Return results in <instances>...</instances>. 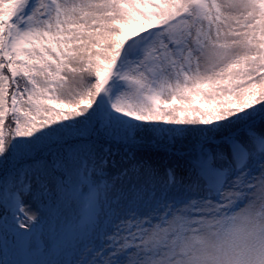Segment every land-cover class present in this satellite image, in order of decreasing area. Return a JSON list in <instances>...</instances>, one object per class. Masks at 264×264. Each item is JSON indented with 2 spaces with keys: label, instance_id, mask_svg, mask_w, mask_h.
I'll use <instances>...</instances> for the list:
<instances>
[{
  "label": "snow or ice",
  "instance_id": "1",
  "mask_svg": "<svg viewBox=\"0 0 264 264\" xmlns=\"http://www.w3.org/2000/svg\"><path fill=\"white\" fill-rule=\"evenodd\" d=\"M0 208V264H264V0H0Z\"/></svg>",
  "mask_w": 264,
  "mask_h": 264
},
{
  "label": "rangeland",
  "instance_id": "2",
  "mask_svg": "<svg viewBox=\"0 0 264 264\" xmlns=\"http://www.w3.org/2000/svg\"><path fill=\"white\" fill-rule=\"evenodd\" d=\"M161 126L168 127L165 125H161ZM182 141H185V140H182ZM186 141H187V144H185V142L180 143L179 141H177L172 147H177L186 154L192 149V148L190 149L187 147L189 145L192 147V141H190L189 143H188V140ZM165 149H167V143L165 140H162L159 137H155L150 134H143V133H141V135L136 137L135 151H137L139 154L144 155V156H150V157H153L154 159H163L165 162H169V161H172L173 159H177L176 156L173 159H166L165 157H163V154L160 156V154H158L157 152L153 153L154 151L159 152ZM174 151L175 150L172 149L170 153ZM152 153L156 155H151ZM175 161L176 160H174V162ZM26 199H30V198L26 197ZM50 205H51V201H47V200H45L44 202L36 201L34 202L33 208H32V210L36 212V214L40 216L41 218V225L38 227L40 230L43 231L44 235L43 237H40V231H38L37 237H40V244L42 247L45 246V242L49 237L50 228L55 223V221L52 220V217L50 214V207H49ZM20 231H23V230H20ZM12 239H13V235L10 233L9 243H11ZM0 247H2V238H0ZM16 258L24 259L23 256H18ZM33 258H36V257H33Z\"/></svg>",
  "mask_w": 264,
  "mask_h": 264
},
{
  "label": "bare ground",
  "instance_id": "3",
  "mask_svg": "<svg viewBox=\"0 0 264 264\" xmlns=\"http://www.w3.org/2000/svg\"><path fill=\"white\" fill-rule=\"evenodd\" d=\"M191 140H188V143L190 142ZM180 143H183V142H185V144H187V141L185 140V141H179ZM188 148H192L190 145L189 146H187ZM172 149L173 150H176V149H179V148H177V147H172ZM180 150V149H179ZM155 152H157L158 154H160V156L163 154V157H165L166 159H173L174 157H175V151L174 152H171L170 153V151H168V149H165V150H161V151H154L153 153H155ZM151 154V155H156V154ZM174 160H176V159H173L171 162L172 163H175L174 162ZM181 165H182V162H181Z\"/></svg>",
  "mask_w": 264,
  "mask_h": 264
},
{
  "label": "trees",
  "instance_id": "4",
  "mask_svg": "<svg viewBox=\"0 0 264 264\" xmlns=\"http://www.w3.org/2000/svg\"><path fill=\"white\" fill-rule=\"evenodd\" d=\"M3 208H0V216H2L3 214V211H2ZM3 217V216H2Z\"/></svg>",
  "mask_w": 264,
  "mask_h": 264
}]
</instances>
